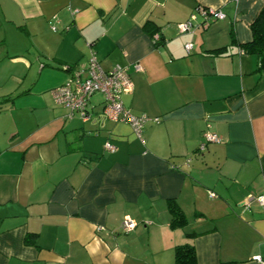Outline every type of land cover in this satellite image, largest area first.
Returning <instances> with one entry per match:
<instances>
[{
    "label": "crops",
    "instance_id": "crops-1",
    "mask_svg": "<svg viewBox=\"0 0 264 264\" xmlns=\"http://www.w3.org/2000/svg\"><path fill=\"white\" fill-rule=\"evenodd\" d=\"M199 7L225 17L204 24ZM263 8L0 0V264H174L184 244L197 264H259L264 206L245 202L264 194V68L241 51ZM192 14L193 31L179 33ZM91 48L106 70L128 68L125 107L159 118L142 139L101 117V93L87 121L54 100L71 74L63 66H86ZM206 130L221 140L200 149ZM170 202L186 225H172ZM125 217L137 224L130 233Z\"/></svg>",
    "mask_w": 264,
    "mask_h": 264
},
{
    "label": "built area",
    "instance_id": "built-area-1",
    "mask_svg": "<svg viewBox=\"0 0 264 264\" xmlns=\"http://www.w3.org/2000/svg\"><path fill=\"white\" fill-rule=\"evenodd\" d=\"M197 12L203 17L204 24L210 23L211 20L225 17V14L220 10L216 11L199 7ZM196 19L197 14H192L187 22L179 23L177 26L179 33L192 32L195 28L194 21ZM53 30H55V27H53ZM160 38L159 33H155L152 36L155 44L160 41ZM192 47V41L186 42L185 49L188 53H190ZM135 68L140 70L141 66L136 64ZM69 71L71 74L67 82L54 88L52 93L57 103L71 110L70 115L77 112L83 121L91 119L90 100L95 94L101 93L104 96L101 117L113 122H126L130 124L140 139L143 138V131L148 122L159 121L158 117H150L145 113L135 114L131 109L125 107L123 96L133 93L135 89V83L127 67L115 65L110 70H106L101 65L96 53L91 50L86 66L72 67ZM203 136L205 142L200 145V149H204L208 143H217L221 140L219 135L210 130H206ZM105 148L109 151L116 149L110 141L105 143ZM252 200H256L260 205L264 206V194L251 196L245 204L249 205ZM136 225L134 219L125 217L120 226L121 231L123 233H130L135 229ZM253 260L259 264H264V259L260 255L254 256Z\"/></svg>",
    "mask_w": 264,
    "mask_h": 264
},
{
    "label": "trees",
    "instance_id": "trees-1",
    "mask_svg": "<svg viewBox=\"0 0 264 264\" xmlns=\"http://www.w3.org/2000/svg\"><path fill=\"white\" fill-rule=\"evenodd\" d=\"M53 27H55L56 30V26L53 25L52 29ZM251 29L253 33V38L250 42L242 46V50L243 52L256 55L259 59L260 67L264 68V8L261 10L259 16L252 23ZM159 42H161V38ZM91 50L95 52V50H93L92 48ZM72 67L73 66L65 65L63 66V69L69 70ZM170 209L173 213L172 225L174 227H182L186 225L187 218L185 217L180 207L176 203L170 202ZM174 264H197V255L194 245L184 244L177 246L175 248Z\"/></svg>",
    "mask_w": 264,
    "mask_h": 264
},
{
    "label": "rangeland",
    "instance_id": "rangeland-1",
    "mask_svg": "<svg viewBox=\"0 0 264 264\" xmlns=\"http://www.w3.org/2000/svg\"><path fill=\"white\" fill-rule=\"evenodd\" d=\"M55 24V23H54ZM53 26V25H52Z\"/></svg>",
    "mask_w": 264,
    "mask_h": 264
}]
</instances>
